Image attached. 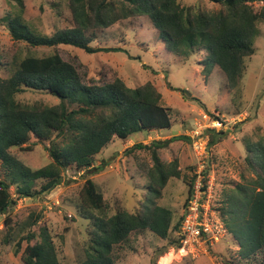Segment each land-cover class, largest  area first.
<instances>
[{
  "label": "trees",
  "instance_id": "obj_1",
  "mask_svg": "<svg viewBox=\"0 0 264 264\" xmlns=\"http://www.w3.org/2000/svg\"><path fill=\"white\" fill-rule=\"evenodd\" d=\"M15 4L0 19L13 41L31 49L48 48L52 53L37 57H14L0 63V217L11 229L10 212L21 199H43L63 184L65 171L81 172L85 182L78 195V212L89 220L88 240L79 264H113L114 247L127 244L131 234L148 231L168 246L179 250L178 232L192 195L194 175L186 182L183 213L174 222V213L158 203L170 179L180 178L176 161L164 163L157 151L187 136H175L148 145L135 144L132 150L151 152L152 166L143 175L147 180L144 198L132 212L115 208L109 214L103 195L90 176L99 174L106 162L94 165V158L114 139L126 141L137 132H156L171 127L170 110L162 96L147 82L130 88L119 77L104 82L88 77L85 65L66 61L57 47H73L87 54L117 52L119 48H95L96 33L116 24L128 28L142 24L152 30L153 41L167 45L185 57L205 52L209 62L224 76L227 92L238 89L245 61L255 53L254 39L264 22V0H197L212 5L202 8L182 5L183 0H66L70 20L65 28L43 34L24 18V3ZM255 4H261L255 8ZM143 68H146L143 65ZM207 79L208 68L202 70ZM169 89H173L168 84ZM44 92L58 100L52 106L23 103L17 96L25 91ZM215 119V116H213ZM207 148L221 141L222 132L210 131ZM45 146L50 162L33 170L14 150ZM244 164L249 176L223 192L217 211L227 234L238 245L227 264H264V137H245ZM29 148V149H28ZM208 175L206 166L205 176ZM37 221L31 222L34 225ZM34 241V243H32ZM5 242H7L5 240ZM22 264H61L49 229L26 231L15 242L22 249ZM167 246L155 250L154 262L167 254Z\"/></svg>",
  "mask_w": 264,
  "mask_h": 264
},
{
  "label": "rangeland",
  "instance_id": "obj_2",
  "mask_svg": "<svg viewBox=\"0 0 264 264\" xmlns=\"http://www.w3.org/2000/svg\"><path fill=\"white\" fill-rule=\"evenodd\" d=\"M24 18L43 34L65 28L70 20L66 0H22ZM15 4L13 0H0V19ZM182 5L212 8V5L197 0H183ZM261 4H255L258 8ZM142 24L136 29L126 23L116 24L96 33L91 44L95 48H119L117 52L87 54L73 47L58 46L57 50L66 61H76L86 67L88 77L104 82L119 77L128 87L135 88L152 83L162 96L161 104L169 108L171 127L156 132H137L126 141L114 139L95 158L94 165L103 161L106 166L90 176L98 191L103 195L109 214L115 208L132 212L139 207L147 186L143 171L152 166L151 152L132 150L135 144L148 145L154 141L175 136H187L198 124H207L215 119L223 126L221 141L210 150L207 148V177L213 181L211 210L222 224L217 208L223 200V192L241 181V175L249 176L245 170L246 155L243 139L247 136L256 141L264 137V22L259 24L260 35L254 39L255 53L245 61V72L238 89L227 92L223 74L213 67L207 54L181 56L167 45L154 42L152 30ZM52 53L51 49H31L23 42L13 41L7 28L0 22V63H9L14 57L27 55L42 57ZM143 65L146 68H143ZM208 68L209 77L202 70ZM6 73L0 71V75ZM168 84L173 88L169 89ZM20 102L41 103L52 106L58 100L49 94L25 91L17 96ZM210 131H203V140L208 143ZM29 149V148H28ZM15 155L31 169L36 170L50 162L43 145L31 146L30 150H14ZM190 142L178 140L157 151L162 162L176 161L180 178H172L162 192L159 205L174 213L175 222L183 213L186 199V182L194 175L195 161ZM81 172L73 169L63 174V184L43 199H21L11 210L10 226H4L0 217V264H22L21 251L15 253V242L26 231L36 232L46 226L53 238L57 257L61 264H79L88 240L89 220L78 212V195L85 179ZM207 180V178H206ZM37 221L34 225L31 222ZM5 240L7 242H5ZM169 238L161 240L154 234L143 231L131 234L127 244L114 247L113 264H227L236 255L238 245L226 236L217 244L195 247L193 250H175L168 246ZM34 243V241L32 242ZM167 246V254L154 262L157 248ZM244 264V262H242ZM259 259L255 260V264Z\"/></svg>",
  "mask_w": 264,
  "mask_h": 264
},
{
  "label": "built area",
  "instance_id": "obj_3",
  "mask_svg": "<svg viewBox=\"0 0 264 264\" xmlns=\"http://www.w3.org/2000/svg\"><path fill=\"white\" fill-rule=\"evenodd\" d=\"M223 126L219 119L209 120L207 124H196L187 137L190 139L195 161L192 195L179 229L181 251L195 247H208L219 243L227 234L224 225L214 217L211 210L213 199V181L205 176L207 143L203 140V131H218ZM207 178V180H206Z\"/></svg>",
  "mask_w": 264,
  "mask_h": 264
}]
</instances>
